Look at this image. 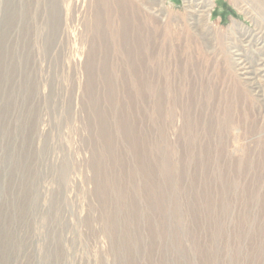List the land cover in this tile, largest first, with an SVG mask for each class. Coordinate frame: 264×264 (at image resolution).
I'll use <instances>...</instances> for the list:
<instances>
[{
	"label": "rangeland",
	"instance_id": "obj_1",
	"mask_svg": "<svg viewBox=\"0 0 264 264\" xmlns=\"http://www.w3.org/2000/svg\"><path fill=\"white\" fill-rule=\"evenodd\" d=\"M95 1L0 0V264H264V12L211 0L205 39L208 0H164L168 36L122 5L102 39Z\"/></svg>",
	"mask_w": 264,
	"mask_h": 264
},
{
	"label": "bare ground",
	"instance_id": "obj_2",
	"mask_svg": "<svg viewBox=\"0 0 264 264\" xmlns=\"http://www.w3.org/2000/svg\"><path fill=\"white\" fill-rule=\"evenodd\" d=\"M78 1V0H77ZM90 1V0H89ZM185 1V0H184ZM240 1H243V2H245V3H249V2H251V0H240ZM61 2V1H60ZM84 2V1H83ZM86 2V1H85ZM88 2V1H87ZM186 2H189V0H186ZM54 3V2H53ZM58 3V2H57ZM62 3V2H61ZM61 3H59V4H61ZM74 3V2H73ZM206 3V2H205ZM204 3V4H205ZM86 4V3H85ZM89 4V3H88ZM200 4V3H199ZM237 4H238V2H237ZM252 4H254V6H256V9L258 10V11H260L261 12V9H262V11L264 12V0H262V1H260V0H252ZM27 5H29V4H27ZM26 5V6H27ZM57 5L58 4H56V3H54V4H51V2H50V7H48V10H46V11H48L49 12V25H50V29L52 30V31H54L53 33H57L56 32V30H58L57 29V24H58V20H57V12L55 11V7H57ZM122 5L123 6H127L128 8H134L133 10L135 11H138L139 13H144V16L148 19V23L150 22L157 30L158 29H161V30H163V32H164V35H167L166 33H167V30H165V29H167L168 27H169V21H168V18H167V13H166V8H165V4H164V0H145V1H135V0H96L95 1V7H93V12H94V18H93V22H94V28H96V29H98V36L99 37H101L102 39H106L107 38V35H106V32H104V24H105V22H104V20H105V14H111V13H118V17H117V20H120L121 21V19L120 18H122V17H120V11H121V8H122ZM189 5V4H188ZM187 5V6H188ZM191 5V4H190ZM69 6H70V4H69ZM206 7H205V9L204 10H200V9H197L196 10V8H198V7H196L195 8V10H194V8H193V10L192 11H190L191 12V20L192 21H194V22H192V30H194V32L198 35V37H200V36H202L203 38H205V39H207V36H210L211 35V29L213 28V27H211L208 23H209V20H210V18H211V11H212V9H213V6H214V4H213V2H211V0L209 1L208 0V3H207V5H205ZM22 7H25V5L24 6H22ZM91 7H92V1H91ZM186 7V6H185ZM190 8H191V6H189ZM200 8V7H199ZM69 9V8H68ZM20 10V9H19ZM57 10V9H56ZM124 9H122V11H123ZM13 11V10H12ZM29 11L30 10H28L27 8H24L23 10H22V16H23V18H28V14H30L29 13ZM82 11V10H81ZM91 11V12H92ZM133 11V12H134ZM245 12V11H244ZM259 12V13H260ZM123 13V12H122ZM135 13V12H134ZM196 14V15H193V14ZM20 14V13H19ZM113 15V14H112ZM128 15V14H127ZM137 15V14H136ZM135 15V16H136ZM57 16V17H56ZM88 16V15H87ZM91 16V15H90ZM123 16V15H122ZM143 16V17H144ZM252 16V15H251ZM114 17V16H113ZM127 17V16H126ZM144 17V18H145ZM21 18V17H20ZM145 18V19H146ZM12 19H13V17H12ZM62 19V18H61ZM91 19V18H90ZM132 19V18H131ZM137 19V18H136ZM142 19V18H141ZM9 20H10V17H9ZM84 20V19H83ZM89 20V19H88ZM150 20V21H149ZM190 20V21H191ZM128 21V20H127ZM136 21H138V19L136 20ZM147 21V20H146ZM61 22V21H60ZM91 22V21H90ZM126 22V21H125ZM129 22H131V21H129ZM143 23V22H142ZM141 23V24H142ZM48 24V23H47ZM60 24V23H59ZM90 24V23H89ZM93 25V24H92ZM131 25H133L132 23H131ZM131 25H129V26H131ZM143 25V24H142ZM191 25V24H190ZM123 26H124V24H123ZM127 26V25H126ZM125 26V27H126ZM128 26V27H129ZM135 25H133V27H134ZM60 27V26H59ZM88 27H89V25H88ZM110 27V26H109ZM139 27V26H138ZM137 27V28H138ZM141 27V26H140ZM121 28V27H120ZM119 28V29H120ZM144 28V27H143ZM147 28V27H146ZM150 28V27H149ZM61 29V28H60ZM109 29V28H108ZM126 29V28H125ZM134 30V29H133ZM141 30V29H140ZM123 31H125L124 29H123ZM132 31V30H131ZM146 31V30H145ZM150 31V30H149ZM159 31V30H158ZM136 32V31H135ZM147 32H148V30H147ZM155 32V31H154ZM153 32V33H154ZM133 33V32H132ZM138 33V32H137ZM137 33H136V36H137ZM140 33H141V31H140ZM143 33V32H142ZM149 33V32H148ZM152 33V34H153ZM156 33V32H155ZM126 34V33H125ZM191 35V34H190ZM111 38L115 41V42H119V43H121L122 45L123 44H125V40H123V36H124V34H123V32L122 31H115V32H112L111 33ZM142 36V35H141ZM160 36V35H159ZM168 36V35H167ZM259 36V35H258ZM106 37V38H105ZM125 38V37H124ZM126 38L128 39V37L126 36ZM151 38H152V36H151ZM158 38V37H157ZM168 38V37H167ZM160 39V38H159ZM159 39H153V41H146V42H148V44H147V48H146V50L148 51V53H149V55H148V57L147 58H150V59H148L149 61L150 60H155V61H158L159 60V62H152V64L154 65L153 67H152V72H154V74H158V72L159 73H164L168 68H167V60H166V57H167V55H172L171 53H176V54H178L179 53V57L180 56H182V55H184L185 53H188L185 49L184 50H182V49H180L179 47H173L172 46V43L171 42H169V40H166L165 38H163V40H159ZM255 39V38H254ZM204 40V39H203ZM242 40V39H241ZM102 41V40H101ZM106 41H108V40H106ZM133 41V40H132ZM137 41H138V38H137ZM103 42V41H102ZM134 42V41H133ZM196 42V41H195ZM203 42V41H202ZM201 42V43H202ZM205 42V41H204ZM110 43V42H109ZM112 43V42H111ZM110 43V44H111ZM129 43V42H128ZM131 43V42H130ZM244 43V42H243ZM133 44V43H132ZM112 45H113V43H112ZM127 45V44H126ZM204 45V44H203ZM107 46V45H106ZM131 46V45H130ZM137 46V48H136V52H140V51H142L141 49H142V47H143V44H142V42L140 41V43H139V41H138V44L136 45ZM135 46V47H136ZM201 46V45H200ZM113 47V46H112ZM134 47V48H135ZM203 47V46H202ZM109 49V48H108ZM204 49V48H203ZM111 50V49H110ZM145 50V51H146ZM123 51V50H122ZM130 51V50H129ZM184 51H186V52H184ZM206 51V50H205ZM208 52V51H207ZM121 53V52H120ZM123 53V52H122ZM128 53H130V52H128ZM125 54V53H124ZM138 55H141V54H138ZM143 55H145L144 53H143ZM121 56V55H120ZM194 56H195V54H194ZM127 57H129V56H126V58ZM131 57V56H130ZM234 57H235V55H234ZM121 58V57H120ZM125 57H124V59H126ZM132 58V57H131ZM130 58V59H131ZM138 58V57H137ZM140 59H141V57H139ZM129 59V60H130ZM144 59V58H143ZM233 59V58H232ZM147 60V61H148ZM230 57L229 56H227L226 57V62H227V65H228V68H230V69H235L236 67H238V69L236 70L235 69V71L237 72L236 74L238 75V79H239V81H241V83H243V86H245V84L247 83V85H248V83H250L251 82V80H252V77L250 78V79H248V78H245L247 75H249V72L247 73L246 72V70H245V68L244 67H241V64L242 63H237V61H236V65H234V67H230ZM237 60V59H236ZM105 61V60H104ZM161 61V62H160ZM188 61H191V60H189L188 59ZM125 62V61H124ZM127 62V61H126ZM225 62V63H226ZM103 63V62H102ZM129 63V62H128ZM191 63V62H190ZM19 64V63H18ZM187 64V63H186ZM263 64V63H262ZM131 65H133V64H131ZM144 65V64H143ZM148 65V64H147ZM150 65H151V62H150ZM190 65V64H189ZM193 65V64H192ZM192 65H191V67H189V70H191L190 68H192ZM171 66V65H170ZM232 66V65H231ZM130 67V66H129ZM146 67V66H145ZM227 67V66H226ZM240 67V68H239ZM128 68V67H127ZM187 68V67H186ZM185 68V69H186ZM203 68V67H202ZM143 69H144V67H143ZM149 68H147V70H148ZM200 69V68H199ZM222 69V68H221ZM151 70V68L149 69V71ZM203 70V69H202ZM264 70V69H263ZM183 71V70H182ZM186 71V70H185ZM196 71V70H195ZM234 71V72H235ZM240 71V72H239ZM180 72V71H179ZM188 72V71H187ZM191 72V71H190ZM202 72H204V70L202 71ZM239 72V73H238ZM161 73V74H162ZM183 73V72H182ZM206 73V72H205ZM199 74V73H198ZM159 75V74H158ZM231 75V74H230ZM202 76V75H201ZM149 77V76H148ZM157 76H155V78H156ZM164 77V76H163ZM248 77V76H247ZM160 78V77H159ZM136 79V78H135ZM149 79H151V78H149ZM162 79V78H161ZM231 79H233L234 80V76H233V78H231ZM236 79V82L238 81L237 80V78H235ZM163 80V79H162ZM167 80V79H166ZM135 81H137V80H135ZM143 81V80H142ZM155 81V80H154ZM161 81V80H160ZM238 81V82H239ZM248 81H250V82H248ZM255 81V80H254ZM137 82H141V81H137ZM136 82V83H137ZM146 82V81H145ZM153 82V81H152ZM162 82V81H161ZM160 82V83H161ZM144 83V82H143ZM147 84H149V83H147ZM151 84V83H150ZM157 84V83H156ZM140 85V84H139ZM144 85V84H143ZM253 85H254V83H253ZM252 85V86H253ZM160 86V85H159ZM249 86V85H248ZM250 86H251V84H250ZM164 87H166V86H164ZM169 87H170V84H169ZM168 87V88H169ZM251 88V87H250ZM253 88H254V86H253ZM252 88V89H253ZM152 90H151V93H153V92H156L157 93V91L155 90V88L153 89V88H151ZM29 90V89H28ZM168 90V89H167ZM147 91V90H146ZM249 91V90H248ZM247 91V92H248ZM249 93V92H248ZM253 93V92H252ZM167 94V93H166ZM165 94V95H166ZM251 94V93H250ZM158 95H159V93H158ZM163 95H164V93H163ZM163 95H161V97L163 96ZM149 96V95H148ZM151 96H149V98H150ZM163 98L164 97H162V98H157V99H153L154 100V102H155V104H157V105H162V107H163ZM153 102V101H152ZM165 106V105H164ZM161 107V106H160ZM156 108V107H155ZM160 109V108H159ZM161 111H163V110H161ZM155 112V111H154ZM158 112H160V111H158ZM156 113V112H155ZM162 113V112H161ZM174 113V112H173ZM152 114V113H151ZM159 114V113H158ZM153 116V115H152ZM158 116V115H157ZM149 121V120H148ZM126 132V131H125ZM138 142V141H137ZM228 189V188H227ZM243 193V192H242ZM245 196V195H244ZM240 198V197H239ZM251 199V198H250ZM244 200H245V198H244ZM251 201V200H250ZM244 203H246V202H244ZM243 203V204H244ZM252 203V202H251ZM260 206V205H259ZM247 212V211H246ZM246 215V214H245ZM242 217V216H241ZM241 217H240V219H241ZM246 217H247V215H246ZM264 253V252H263Z\"/></svg>",
	"mask_w": 264,
	"mask_h": 264
}]
</instances>
